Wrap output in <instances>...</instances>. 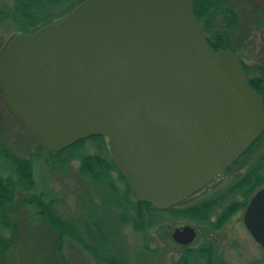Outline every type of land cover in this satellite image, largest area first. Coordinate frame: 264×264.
Listing matches in <instances>:
<instances>
[{
  "label": "water",
  "instance_id": "1",
  "mask_svg": "<svg viewBox=\"0 0 264 264\" xmlns=\"http://www.w3.org/2000/svg\"><path fill=\"white\" fill-rule=\"evenodd\" d=\"M264 13V0H244ZM0 88L23 131L56 153L107 138L132 196L158 210L219 177L264 132L262 97L239 57L215 52L193 0H84L56 22L10 37ZM243 224L264 253V186ZM190 225L172 241L191 245Z\"/></svg>",
  "mask_w": 264,
  "mask_h": 264
},
{
  "label": "trees",
  "instance_id": "2",
  "mask_svg": "<svg viewBox=\"0 0 264 264\" xmlns=\"http://www.w3.org/2000/svg\"><path fill=\"white\" fill-rule=\"evenodd\" d=\"M11 1V7H0V26L14 25V35L33 33L48 23L56 22L84 0ZM248 5L251 6L249 3ZM252 8L264 16V13L253 6ZM193 11L203 27L209 46L215 52L222 49L235 51L231 40L232 34L238 29V20L236 14L225 6V0H193ZM258 26H264V23H258ZM226 30L232 34L226 33ZM3 47L4 45L0 51ZM241 63L249 86L262 97L264 107V67L246 66ZM262 140L264 132L225 173L240 165L244 157L251 154ZM87 142L95 143V153H82ZM40 147L46 150L41 144ZM46 151L52 158L51 163L57 166L64 167L74 160L78 162L79 176L93 183L101 195L105 215L100 219V225L96 222H92V226L81 223L80 231L72 220L57 212L55 200L46 199L42 193L32 192L35 187V155L19 157L9 147L0 143V160L3 161L4 168L9 169L6 176L0 175V264H14L11 253L19 242V215L24 207L32 208L38 219L50 227L55 237L53 250L57 255L61 254L63 242L69 240L86 252L95 264H125V261L114 253L118 247L116 235L119 228L129 226L134 232L144 235L166 220L171 223L183 220L207 223L211 230H220L232 216L243 211L251 196L264 186L263 150L245 173L220 191V194L190 203L189 200L197 195L195 194L174 207L158 210L132 196L127 183L112 163L104 137L93 136L56 153ZM166 237L171 240L169 233ZM170 242L180 250V255L171 260V264H222L218 259L216 247L209 241L199 244L196 248L179 246L172 240ZM251 264L261 263L255 261Z\"/></svg>",
  "mask_w": 264,
  "mask_h": 264
},
{
  "label": "rangeland",
  "instance_id": "3",
  "mask_svg": "<svg viewBox=\"0 0 264 264\" xmlns=\"http://www.w3.org/2000/svg\"><path fill=\"white\" fill-rule=\"evenodd\" d=\"M2 6L11 7L12 1L0 0ZM225 6L236 14L238 20L236 32L232 34L226 30V33L233 35L231 46L234 52L246 66L264 67V26H258V23H264V16L256 13L252 6L242 0H225ZM14 31V25L0 26V48ZM0 143L19 157L35 155V187L32 192L42 193L46 199L55 200V209L60 215L72 220L80 231L84 222L90 226L92 222L101 224L100 219L105 215L103 199L93 183L79 176L78 162L74 160L64 167L52 164L47 151L40 147L35 138L23 131L20 121L9 112L1 91ZM263 150L264 140L244 157L240 165L224 173L189 202L220 194V191L245 173ZM95 152L96 145L93 142H87L82 150V153ZM8 173L9 169L4 168L0 160V175L6 176ZM242 216L243 211L236 213L220 230L215 231L207 223L183 220L174 223L166 220L144 235L134 232L129 226H123L116 235L118 247L114 253L125 264H171V260L180 255V250L165 235L171 234L175 228L190 225L197 231V238L190 246L196 248L203 242H211L222 264H251L255 261L264 264V253L246 230ZM19 223V242L11 253L14 264H95L86 252L69 240L63 242L61 254L57 255L53 250L55 237L52 230L38 219L32 208L24 207L20 211Z\"/></svg>",
  "mask_w": 264,
  "mask_h": 264
},
{
  "label": "bare ground",
  "instance_id": "4",
  "mask_svg": "<svg viewBox=\"0 0 264 264\" xmlns=\"http://www.w3.org/2000/svg\"><path fill=\"white\" fill-rule=\"evenodd\" d=\"M78 4H79V3H78ZM261 13H262V12H261ZM65 15H66V14H65ZM65 15H64V16H65ZM64 16H63V17H64ZM60 19H61V18H60ZM60 19H59V20H60ZM51 23H52V22H51ZM48 24H49V23H48ZM46 25H47V24H46ZM44 26H45V25H44ZM40 28H41V27H40ZM37 30H38V29H37Z\"/></svg>",
  "mask_w": 264,
  "mask_h": 264
},
{
  "label": "flooded vegetation",
  "instance_id": "5",
  "mask_svg": "<svg viewBox=\"0 0 264 264\" xmlns=\"http://www.w3.org/2000/svg\"><path fill=\"white\" fill-rule=\"evenodd\" d=\"M238 56H239V55H238ZM0 91H1V89H0ZM222 175H223V174H222ZM222 175H220V176H222ZM220 176H219V177H220ZM219 177H218V178H219ZM218 178H217V179H218Z\"/></svg>",
  "mask_w": 264,
  "mask_h": 264
}]
</instances>
